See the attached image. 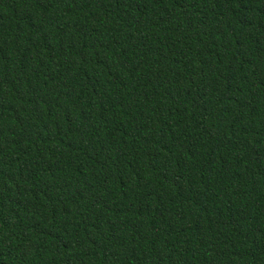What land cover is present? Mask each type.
<instances>
[{"label": "trees", "instance_id": "16d2710c", "mask_svg": "<svg viewBox=\"0 0 264 264\" xmlns=\"http://www.w3.org/2000/svg\"><path fill=\"white\" fill-rule=\"evenodd\" d=\"M0 264H264V0H0Z\"/></svg>", "mask_w": 264, "mask_h": 264}]
</instances>
